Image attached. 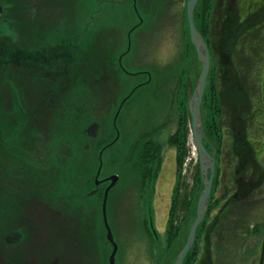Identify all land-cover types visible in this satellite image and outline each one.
Here are the masks:
<instances>
[{
    "label": "rangeland",
    "instance_id": "rangeland-1",
    "mask_svg": "<svg viewBox=\"0 0 264 264\" xmlns=\"http://www.w3.org/2000/svg\"><path fill=\"white\" fill-rule=\"evenodd\" d=\"M144 1L145 9L140 7L137 11L145 21L141 20L142 23L129 35L128 52L121 60L122 69L114 63L115 74H108L110 79L106 83L92 86V68L99 67L101 61L92 52H111L113 58L110 56V60H115L118 52L126 46L128 28L133 23H138V18L132 13L134 6L139 7L136 5L139 4L137 0H127L124 3L121 0H0V36H10L15 40L22 36L33 39L32 36L35 38L40 33L46 39L52 40L61 34L75 36L80 45L79 69L80 73L86 74L85 79L80 78L71 90L61 93L63 107L59 117L46 124L47 139L42 149L47 152L46 164L52 165L55 171L56 166L63 165V160L66 164L72 158L86 160V156L82 155V143L74 142L73 138L76 135L79 139L81 134L82 139V133L91 122H99L98 138L114 132L110 122L117 100L138 84L131 98L121 105L115 123L117 141L103 152L102 176L114 173L119 177L109 192L107 204L108 224L117 245L116 264L171 262V250H166L165 243V217L169 190L174 181L176 150L168 143V138L176 127L178 99L184 96V91L190 98L193 89L190 91L187 88L189 85L192 88L195 86L201 69L196 53L191 54L189 51L187 56L184 51L187 42V0ZM214 3L227 11L228 17L226 16L223 23L217 21L218 5L215 6ZM238 4L244 7L246 13H252V17L246 22L237 19V14L241 13ZM210 16L213 35L219 41L216 46L222 47L223 51L227 50L228 54L223 57L230 68L226 71L224 62L220 66L224 67V71L213 77L212 72H209L213 63L210 60L204 88V92L209 89L212 94H218L217 101L219 108L221 107L218 117L222 120L220 128L223 129L222 151L217 152L214 157V175L216 172L218 175L213 177L211 185L214 186V198L208 200V203H213V213L209 215L211 218L224 206L225 198L236 191L234 169L240 154L233 150L235 131L231 129V125L235 126V122L231 124V119L234 114L243 118L242 121L238 119L241 125L237 124L236 128L245 127L249 138L253 136L259 140L260 143L256 144L258 150L264 151V0H214ZM249 21L252 24L236 34L243 23L247 25ZM225 24L228 25L227 30L224 29ZM184 55L189 58L186 65L183 63ZM178 83H181V87ZM160 89L164 90L163 96H160ZM50 111L48 109V114ZM150 136L162 147L160 177L151 185L152 198L154 192L156 193L151 202L154 210L153 222L162 252L156 250L152 236L145 232L147 223L142 224L136 217L141 212V218L144 216L146 219L147 206L146 199L136 202L138 177L131 162L138 147ZM88 143L94 145L92 141ZM186 145L188 154L181 174L192 192L196 189L194 172L198 157L191 144L190 130ZM257 157L262 165L260 169H264V154ZM251 163L250 160L248 165ZM223 166L227 170L224 172L225 176L222 173ZM220 169L222 172L219 177ZM260 169L257 167V174ZM243 170L245 174L250 172L247 166ZM60 171L65 181L71 180L66 179L70 174L68 171ZM255 188L241 200L223 207L218 223L210 234L209 249L213 264H256L261 257L259 252L262 236L264 237V181ZM143 196L146 198V190ZM117 197L120 201L116 206ZM49 201L56 206L60 203L53 198ZM73 202L68 201L65 213L75 212ZM95 204L96 201L94 207ZM95 225L99 227L95 238L96 258L107 262L110 250L107 251L109 245L101 239L103 231L105 234L101 218L95 217ZM121 230L124 231L120 232ZM0 250V255L6 257L8 249L4 243Z\"/></svg>",
    "mask_w": 264,
    "mask_h": 264
},
{
    "label": "flooded vegetation",
    "instance_id": "flooded-vegetation-1",
    "mask_svg": "<svg viewBox=\"0 0 264 264\" xmlns=\"http://www.w3.org/2000/svg\"><path fill=\"white\" fill-rule=\"evenodd\" d=\"M217 5V21L223 23L226 16L228 17L227 11L224 8L221 9L219 4ZM238 17H241V15ZM141 20L140 18L138 23H134L127 30L126 46L119 51L116 61L111 62L110 56L113 58L110 54L111 52H92L94 56L102 55L103 57L102 60L100 59L99 67L92 68L90 77L92 86H100L106 83L110 79L108 74H115L116 67L114 63L118 64V67L122 69L121 60L128 52L129 35L137 27V24L139 26ZM39 34L37 33L35 38L32 36L33 39L22 36L16 40L10 36H0V247L4 243L8 249L6 257L0 255V264H97L95 252L96 225L93 204L97 196L99 197L96 194V190L103 184L104 187L100 196L102 205L104 190L110 183L108 178L114 174L109 173L102 176L103 152L104 148H109L118 139L115 123L119 117L121 105L124 103V96L117 100L115 105L116 110L112 117L114 135L110 141L112 144L108 147L104 145L98 151V165L94 172H91V167L81 168L78 163L73 166L72 176H69V174L66 176V179L71 180L65 181L61 171H55L52 165L48 166L46 164L45 156L47 152L42 149V146L46 145L45 140L47 139L45 137L46 124L59 117L63 107L61 93L71 90L75 83L78 80L80 81L81 77L85 79L86 74L80 73L79 57L81 49L75 36H62L60 34V36L48 40ZM216 61L218 72L230 69L222 55ZM224 62L226 64L225 68H220L221 65H224ZM136 86L132 87L129 92L133 93ZM159 91L160 96H163L164 90L160 89ZM16 93H19V95L16 96ZM48 109L51 110L50 114H48ZM238 119L240 121L243 120L238 115L231 119V124L235 122V126L231 125V129L235 131L233 150L236 151V154H240L234 169L236 191L227 196L224 202L227 200L232 202L241 200L249 192L254 191L256 186L263 184L264 181V169H260L262 165L257 157L264 154V151L258 150L256 144L260 143L259 140L253 136L249 138L245 133V127L236 128L237 124L241 125ZM98 131L99 122H91L84 130L86 134L92 137H96L99 134ZM147 139L155 138L150 136ZM99 152H101V165L98 171ZM212 154L215 157V152ZM250 160L252 163L248 165ZM246 166L250 170L247 174L243 170ZM257 167L260 169L258 174L256 172ZM62 168V172L67 171L65 167ZM223 169V172L221 171L222 169L219 170V177L221 172L224 174L227 171L224 166ZM160 172L161 168L156 177L157 181L160 177ZM175 173L176 168L173 174V185L169 190V203L166 204L165 228L171 216L172 225L175 226L178 223V228L181 229L183 224H185L186 217L184 214H180L175 218L177 214L174 211L176 202L174 189L177 182ZM199 176L200 178L202 177L200 170ZM118 179L117 175V181ZM96 181H98L97 184ZM91 182L93 187H89ZM115 184L107 192L105 203L106 219L107 204H109L108 195ZM151 188L153 189V187L147 188L145 198L143 196V186L140 188L137 181L138 195L135 197L136 202L146 199L148 205L146 207V219L144 216L141 218L143 214L141 212L136 213V217L141 220L142 224L147 223L145 232L148 236H152L156 250L161 252V243L157 239L158 234L153 222L154 210L151 207V202L154 200L156 193L154 192L152 198ZM51 198L60 202L59 205L56 206L50 203L49 199ZM70 200L74 201L75 209V212L71 214L64 212ZM119 201L120 198L117 197L115 199L116 206ZM231 201L229 203H232ZM119 206H121V203H119ZM214 216L210 218V221L208 219L205 220L200 226V240L193 264H213L210 258L211 253L209 254L207 250V242L209 227ZM122 219L124 220L123 217ZM101 220L104 226L102 209ZM80 222L81 225L79 224ZM123 231L121 230L120 232ZM179 236L180 234L175 235L172 243L175 244L177 239L179 241ZM86 238L88 239L87 242L85 241ZM262 239H264L263 236ZM260 253L261 247L259 257ZM172 258H174V254L171 255ZM259 260L260 258H258L256 264L260 263ZM103 263L105 264V262ZM262 264H264V260Z\"/></svg>",
    "mask_w": 264,
    "mask_h": 264
},
{
    "label": "trees",
    "instance_id": "trees-1",
    "mask_svg": "<svg viewBox=\"0 0 264 264\" xmlns=\"http://www.w3.org/2000/svg\"><path fill=\"white\" fill-rule=\"evenodd\" d=\"M125 1H127V0H121V3H124ZM213 1L214 0H198L195 7H194V10H193V16H194L195 27L197 28L199 33L204 38V40L208 46V50H209V54H210V60H212V62H213L212 67L210 68L209 72H212L213 77L214 76L216 77V76H218V65L216 64V62H217L216 59L218 60V57L220 55L223 56V55H227L228 53H227V50L223 51L221 49L222 47L216 46L219 41H218V38L213 35L212 28H211V21H212L211 16L212 15L210 16V8H211V5L213 4ZM137 2H139V4L136 3V5H138L139 7L134 6L132 13L134 16H136L138 18V21H139L141 16L138 13L137 8H138V10L140 7L145 9V7H144L145 1L144 0H137ZM214 4L216 6V4H218V3H214ZM238 7H239V12L241 11V13L237 14V18L240 21L246 22L249 18L252 17V13H246L245 9H243L244 7H242L240 4H238ZM239 15H241V17H238ZM142 21H145V19H143ZM142 21L139 22V25L142 23ZM251 24H252V21H249V23L247 25L241 26L239 31L236 34H239L240 30H243L245 27H247L248 25H251ZM137 26H138V24H137ZM227 26L228 25H226V27L224 29L227 30ZM185 30H187L186 31L187 42H186V45L184 46V51L187 52L186 54L188 56L189 51L191 52V54H192V52L194 54L196 52H194L195 51L194 46L190 42V39H189L188 24L185 25ZM185 30L183 29L184 41H185ZM21 34H23V32H21ZM220 46H221V41H220ZM99 53H103V52H99ZM96 56H99V57H97L99 60L100 59L102 60V58H103L102 55H96ZM184 56H183L184 57L183 63H185V65H186L187 60L189 58L186 55H184ZM116 58L117 57H115V61H116ZM185 65L183 66V69H184ZM185 84L186 83H184V85ZM178 86L181 87V83H178ZM212 86L214 87V85H212ZM137 87L138 86H136V88ZM136 88H135V90H136ZM193 88H194V86H193ZM193 88L190 87V85H189V88H187V89L192 91ZM135 90H134V92H135ZM133 93H131L129 91L127 93H124L123 94L124 102L127 101L128 99H130L131 96L133 95ZM183 94H184V96H182V97L180 96L178 99V105H177L178 106V117L176 120L175 130L173 133H171L169 135V138H168V143L170 145L174 146V148L176 150L175 151V157H176V179H177V182L175 184V189H174L175 194H176V198H175L176 202H175L174 211L177 214H176L175 218H177L179 213L182 215L184 214L186 217L185 218V224H183L181 229L178 228V223L175 226L172 225V217L171 216L169 217L170 219L167 222V227H166L167 231H166V238L165 239H166V247H168V248L166 250L170 249L171 255L174 254V258L176 256L177 252L179 251V249L182 247L183 243L185 242L188 228L190 226V223L192 222V220L195 217L196 202H197L198 195L200 193L199 189L201 191L202 186H203L201 178L199 176V168H198L197 164H195L196 172H194V183H195L194 186H196V189L194 191L191 192V188H188L186 186V183L183 180V176L181 175L182 165H183L184 160L188 154V146L186 145V143H187V137H188V132H189V126H190V116H189V111H188V107H187V100L189 98H188L187 93H185V91L183 92ZM18 95H19V93H16V96H18ZM217 98H218V94L217 93L212 94L211 90L209 91V89H208V92H204V94H203L202 102H201V106H200L202 126H203V130H204V134H205V137L203 139V144L205 145L208 152H210V154L215 152V156L217 155V152L222 151V145H223V143H222L223 142V139H222L223 133H222V130L220 128L221 127L220 126L221 120H220V117H218L220 115V110H221L220 108L221 107L219 108V103L217 101ZM233 103H234V101L232 102V105H233ZM114 109L116 110V107ZM115 110H113V112H112L110 123H112V117H113ZM118 116H119V114H118ZM235 116H237V115L234 114V117ZM232 117H233V115H232ZM82 134L84 135V137L82 139H81V134L79 135V139L75 135V137L73 138V141L74 142L77 141L78 144L82 143V145H81L83 147L82 155L86 156V160H84V158L80 159V157L74 158V159L72 158L71 160H69L68 164L64 163V160H63V161H61V163L63 165L56 166L57 170H59V171L63 169L62 167H65L66 170L70 173L69 176H72L73 166L75 164H78V163L80 164L81 168L91 167V169H92L91 172L93 173L94 169L98 165V151L104 145H106L105 147H108L109 145L112 144L110 141L113 138L114 132L111 131V133L106 134V136L104 138H98L99 134L96 137H92V136L86 134L85 132H83ZM88 141L94 142L93 143L94 145H90L88 143ZM105 149L106 148H104V150ZM161 162H162V147H161L160 143H158L155 139H145L141 143V145L138 147V150L136 151L135 156L131 162V164H132L131 167H132L133 171H135V174H137V177H138L137 181L139 182L140 188H141V186H143V191L147 190V188L150 189L153 181H155L157 174L161 168ZM67 171H65V172H67ZM218 174H219V171H218ZM215 176L216 177L218 176L217 172L215 173L214 177ZM213 181H214V179H213ZM197 183H199V185ZM197 185H198L199 189L197 188ZM89 187H93L92 182L90 183ZM103 187H104V185L102 184L100 186V188H98L96 190V194L99 195V197L96 195L97 199H96V204L94 207L95 217H97V219L101 218V206H100L101 205V199H100L101 197L100 196L102 194ZM213 188H214V186L211 187V192H210V197H209L210 201H211L212 197L214 198ZM151 190H152V188H151ZM230 201L231 200L225 201L223 207H226L228 204H230L229 203ZM147 205L148 204L146 203V206ZM212 205H213V203L207 204L204 218H203L202 222L197 227L196 240L194 241L193 246L189 249L186 256L184 257L182 264H193L194 256L196 254V250L198 249L197 248L198 242L200 240V226L205 220L208 219V221H210L209 215H212V212H211V210L213 209ZM223 207L221 206L217 210V214L212 219V223L210 224V227H209L208 242H207V246H208L207 250H208L209 254H210V249H209L210 234L218 223L219 215L222 213ZM102 228H103V230H105L104 226H102ZM98 229H99V227L96 226V236H97ZM178 234H180V236H179L180 240L178 241V239H177V240H175L176 241L175 244L172 243V240L174 241L175 235H178ZM96 236H95V238H96ZM101 239L103 240V242L105 244L109 245L107 251L108 252H109V250L111 251L112 247L109 244V242L106 240L104 231L102 232ZM85 241L87 242L88 239L86 238ZM174 258L171 259L170 264L173 263ZM101 261L102 260L100 258H97V264H104ZM104 262H105V264H109L108 260H107V262L106 261H104Z\"/></svg>",
    "mask_w": 264,
    "mask_h": 264
},
{
    "label": "water",
    "instance_id": "water-1",
    "mask_svg": "<svg viewBox=\"0 0 264 264\" xmlns=\"http://www.w3.org/2000/svg\"><path fill=\"white\" fill-rule=\"evenodd\" d=\"M196 2L197 0L186 1V18L188 24L189 39L194 46L196 57L198 61L201 63V69L197 81L195 83V86L193 88L192 94L188 99L187 107L190 114L191 144L197 152L198 166L202 176L201 181L203 186L197 198L195 217L190 224L186 241L178 251L173 264L182 263L185 254L187 253V251L194 242L196 228L203 219L208 204L212 180H213V173H214V156L213 154H210L208 152L205 145L203 144L204 132L201 122V113H200V104L202 101V96L206 84V78L210 67V54L204 38L199 33V31L197 30L194 24L193 9ZM99 160L100 161H99L98 171L101 165V152H99ZM108 179L110 180V183L107 185V187L104 190L101 209H102L103 223L106 230V238L109 241V243L112 245V250L110 252L108 260L110 264H116L115 253L117 250V245L113 239L110 227L106 219L105 203H106L107 192L109 188L112 187L117 181V175L113 174ZM97 183L98 181H96V184ZM263 254H264V239L262 242V251H261L259 264H262Z\"/></svg>",
    "mask_w": 264,
    "mask_h": 264
}]
</instances>
